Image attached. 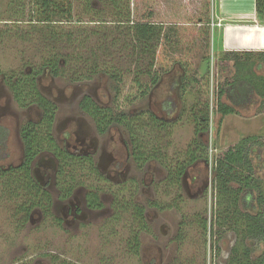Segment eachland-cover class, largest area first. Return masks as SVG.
I'll list each match as a JSON object with an SVG mask.
<instances>
[{
  "label": "trees",
  "instance_id": "16d2710c",
  "mask_svg": "<svg viewBox=\"0 0 264 264\" xmlns=\"http://www.w3.org/2000/svg\"><path fill=\"white\" fill-rule=\"evenodd\" d=\"M30 1L29 12L32 20L26 27V33L41 32L44 45L47 46V40L51 42L47 48L50 56L43 60L39 72L47 71L58 76L70 71L77 79L90 78L100 70L108 74L114 82L116 101L107 111L106 118L108 123L116 120L126 128L133 145V156L139 165L152 159L164 164L169 159L168 155L161 154L163 148L160 146V137L148 139L150 134L147 132L153 130L155 134L167 131L170 133L172 120L166 121V118L147 109L130 111L132 106L147 99L167 76L172 81L168 92L170 95L159 104L161 113L167 117L177 113L180 109L179 101L184 102L191 91H196L199 85L205 82L203 100L191 109L196 133L199 135L206 133L210 128L212 61L217 69L230 61L235 69L222 84L217 82L216 112L221 114L219 127L230 114H239V109L252 107L257 97L262 100L261 104L264 106V51L222 50L218 60L213 58L210 12L212 0H204L203 5L196 11H186L183 14L180 9H184V6H179L175 1L136 0V15H132L130 0H101L108 5L114 22L108 24L101 17V26L97 28H78L79 37L75 36L73 31L70 32L67 26L68 22L74 21L72 1L68 4L67 0ZM255 5L258 20L264 25V0H256ZM60 22L64 23V26H59ZM66 31L68 33H65ZM95 36H100L103 43L85 53L76 52L75 49H71V52L69 46L67 47V43L72 45V42L79 39L84 44L83 41ZM61 45L66 47L60 48ZM80 46L82 45L78 47ZM111 48H119L118 53L130 67L126 72L122 66H109L110 62L106 61L105 56L111 53ZM197 61L206 67L204 72L199 71ZM63 64L65 66H62ZM72 64H76L75 68ZM23 89L24 92L29 91L28 98H33L36 90L35 80L26 78L23 84L14 87L22 103L27 100L21 97L26 95ZM173 92H176L177 96L172 95ZM36 95L41 103H46L40 94ZM224 97H227L228 101L225 102ZM91 104L93 105L92 102ZM91 107L95 113H99L98 107ZM85 109H89L88 105ZM49 112L47 109V114ZM52 117L53 115L47 123L43 122L39 133H24L26 162L21 171L8 172L6 192L10 199L22 197L26 200L22 205L26 220L36 200L33 197L36 188L33 185L30 163L38 153L53 145ZM38 137L40 139H37ZM199 142L200 150L191 154L189 149L190 158L187 161L178 160L175 169L171 170L172 184L180 186L181 177L188 167L201 157L199 152L206 149L207 144L202 140ZM263 155L264 135L259 134L244 137L218 153L215 183L222 210L217 213L216 223L220 228L230 225L231 229L242 235L244 242L248 240L253 243L241 249L242 259L238 254L240 248H234L230 264H264V251L257 258L252 257L253 253L264 245V189L257 177L258 168H264ZM62 159H69V155H64ZM73 163L75 162L71 165ZM77 164L80 166L83 163ZM235 184L238 186L235 187ZM44 199L46 198L40 196L39 201ZM26 220L24 219V222ZM130 245L138 251L137 234Z\"/></svg>",
  "mask_w": 264,
  "mask_h": 264
},
{
  "label": "rangeland",
  "instance_id": "374dc122",
  "mask_svg": "<svg viewBox=\"0 0 264 264\" xmlns=\"http://www.w3.org/2000/svg\"><path fill=\"white\" fill-rule=\"evenodd\" d=\"M70 1L73 3L75 15L74 21L68 22L67 26L68 30H71L70 32L73 31L76 34L75 36H80L77 31L78 28L91 30L101 26V21H99L101 17L108 24L114 22V17H112L107 7L108 5L104 1L67 0V4ZM123 1L126 2L128 0ZM167 1H175L178 2L179 6H184V9H180L181 14L186 11H196L205 2L204 0ZM130 5L132 15H136L135 11L138 9L136 0H130ZM165 5L166 2L164 3ZM30 8V0H0V78L5 73L9 74L14 71L18 72L20 69L30 70L33 67H41L43 60L50 56L47 48L51 45V42L47 40V46H45L44 41H42L41 32L26 33V27L29 26L32 20L29 12ZM97 12L100 13L97 14ZM210 12L212 22H219L218 26H211L213 31V52L211 53L213 58L218 60L222 55L221 53H217L218 45L221 43L218 32L229 24L226 22L225 25V22L219 20L217 17L219 15L220 17L222 16L224 21H235L239 16L248 17L251 15L253 17L255 0H212ZM62 24L64 23L60 22L59 26H64ZM72 28L74 29L72 30ZM65 33H68V31ZM100 38V36H95L88 41H83L84 44L78 39L72 42V45L67 43V47L69 46L70 51L71 49L72 51L75 49L76 52L85 53L103 43ZM80 44L82 46L78 47ZM63 46L65 45H61L60 48H63ZM243 50L247 49H226V51ZM109 52L111 53L107 54L105 59L107 58L106 61L110 62V67L113 65L122 66L125 72L130 68L123 59V56L118 53L119 48H111ZM223 65L224 67L220 69H217L213 61L210 65L211 119L210 128L206 133L200 135L196 133V125L191 116L192 107L199 105L200 101L203 100L202 92L206 86L205 82L201 83L196 91H191L184 102L179 101L180 109L171 119L170 133L167 131L156 132L155 134V131L147 130V134H150L148 139L150 137L155 139L160 137V146L163 148L161 154L168 155L169 162L168 164H163L157 160H152L145 164V166L143 165L140 172H138L137 167L133 166L136 172L134 178L137 179L139 177L141 179L147 170L146 165L153 168L158 167L160 169V172H158L160 183L152 186L147 185L146 194L140 195L142 191L141 186L137 189L135 188L136 181H128L126 183L127 191L121 194V197L124 195L125 200L127 202L129 200L131 205L135 204L136 201L147 203L149 200H151L150 202H157L159 204V210L151 209L148 211L147 221L150 228L147 233H141V244L144 247V251L139 253V255H134L127 247V240L131 234V229L134 228L132 226L134 218L132 207L129 208L128 212H124L120 221L113 228L117 236L110 238L113 240L108 242L109 244L104 245V262L100 261L98 250L102 243L105 242V240L103 242L101 240L104 239L102 235H108V233L110 234L113 231L110 227L100 228L101 230L98 225L82 228L75 235L77 238L72 239L69 244H66L64 241L66 237L63 231L51 226V221L48 218L38 229H35L30 221L26 226L19 228L21 216L18 217L16 211L19 203L24 201V199L21 197L10 199L8 194L3 193L4 187L2 181V186L0 185V264H12V262L18 261L14 260V257L21 255L24 263L20 264H32V256H36L37 252L47 249H52L62 254L64 259L69 258L79 262V264H147V259L144 260V255L150 254L149 250L152 251L153 255H159L158 252L162 250V254L164 255L160 262H152L151 264H230L234 256L233 249L236 247L240 248L238 254L240 259H242L241 249L245 245L253 243L248 242V240L244 242L241 237L242 235L231 229L230 225H225L222 229L218 225V229L216 230L217 213L222 208L219 202L214 172L210 171V168H212V163L214 164L215 154H217L215 152L216 148L217 151H220L249 135H264V119L254 117L259 113L258 109L261 108L260 102H262L257 97L252 107L240 109L244 113L239 111V114H230L225 118L222 126L219 127L221 114L216 112L217 82L222 84L235 70L230 61L223 63ZM71 66L75 68L76 64H72ZM197 66L198 69L200 68L199 71L201 73L204 72L206 67L201 62L198 63L197 61ZM90 79H92L90 82L88 79H77L69 71L65 75L58 77L55 84L59 95L64 96V98L67 96L69 98L73 97L74 91L82 92L88 90L92 94H97L100 99L110 101L113 97V81L109 78V75L100 70L98 73L92 75ZM165 79V82H168L170 77L167 76ZM40 81L44 90L49 91V78L43 77ZM167 82V85L164 84L155 90L156 93H154L151 100L153 110L159 114L161 113L159 101L170 95L168 92L171 89V84ZM0 85H2L1 80ZM171 94L177 96L176 92ZM6 100L4 96V100L2 101L5 102ZM223 100L225 102L228 101L227 97H224ZM149 102L150 100H144L140 105L135 106L134 109L140 108L141 110ZM65 107H62L60 112L61 127L66 124V117L69 111ZM23 113L33 115V112L27 113L26 110ZM252 116L254 118H248ZM175 117L178 119L176 120ZM200 140L205 142L207 147L199 152L201 156L199 160L188 168L186 181L182 179L181 187L169 183V169H175L178 160L187 161L190 158L189 149H191V154L196 150H200ZM12 152V157L5 162V165L20 160V149L14 146ZM200 169H203L206 175L208 173L206 176L208 178H206L208 180L207 186L203 191H197V188L188 179L190 173L197 172ZM257 177L264 189V168H258ZM237 186L235 184V187ZM132 192H134L131 195L133 199L130 198ZM151 206L153 207V205ZM35 217L38 218L39 215L36 214ZM205 223L207 224V229H205ZM210 229H213L212 232ZM21 251L22 253H20ZM263 251L264 245L262 249L254 252L252 257L257 258Z\"/></svg>",
  "mask_w": 264,
  "mask_h": 264
},
{
  "label": "flooded vegetation",
  "instance_id": "af4514ba",
  "mask_svg": "<svg viewBox=\"0 0 264 264\" xmlns=\"http://www.w3.org/2000/svg\"><path fill=\"white\" fill-rule=\"evenodd\" d=\"M39 67H33L30 70L20 69L18 72L14 71L9 74L5 73L0 78L2 81V85H0V185L2 186L3 181V193L7 194L5 181L9 177L8 172L12 170L21 171L23 164L26 162L24 133H39L43 122L47 123L51 119V115H53L51 133L54 142L51 147L47 146V149L38 153L30 163L33 185L36 188L33 197L36 200L27 220L23 215L22 208L26 200L19 203L16 211L18 217L21 216L19 228L26 226L30 221L32 226L38 229L48 218L51 221V226L63 231L66 237L64 241L69 244L72 239L77 238L75 235L82 228L92 225H98L99 229L110 227L113 230L110 233L111 235L109 233L108 235L101 234L102 238H104L101 240L102 242L105 240V242H101L102 245L98 250L99 259L104 262V245L109 244L108 242L113 240L110 238L117 236L113 228L120 221L124 212H128L129 208L132 207V215L134 216L132 226L134 228L131 229L127 247L131 253L139 255V253L144 251V247L141 244V233H147L150 228L147 221L148 211L158 209L159 204L150 202L151 200L147 203L141 200L143 204L136 201L139 203L135 202V204L131 205L129 200L128 202L125 200L124 195L121 197V194L127 191L126 183L128 181H136L135 188L137 189L141 186L140 195L146 194L147 185L152 186L160 183V178L158 177L160 169L149 165H146L147 170L141 179L140 177L139 179L134 178L136 173L134 167H137L138 172H140L143 165L145 166V164L155 159L139 165L133 156V145L126 128L118 124L116 120L108 123L109 120L106 118L107 111L115 105L116 101L114 91L110 101H104L97 94H92L88 90L82 92L74 91L73 97L69 98L67 96L64 98V96L59 95L55 84L56 79L62 75L55 76L47 71L40 73ZM43 77L49 78V91L44 90L41 85L40 80ZM26 78L35 80L36 90L34 97L28 98L27 94L29 91L24 92L23 89L22 91L26 95H21V97L27 100L22 103L18 99L14 87L17 84H23ZM90 78L83 79H88L90 82V80L92 81ZM165 80L164 78L161 81L158 89L166 84L167 81L165 82ZM167 83L171 84L172 81L169 79ZM36 93L40 94L46 100V103H41ZM154 93L156 92L154 91L145 99L150 100V102L143 109L154 111L151 103ZM4 96L7 99L5 102L2 101ZM143 101L132 106L130 111H139L140 108L135 110L134 107L140 105ZM161 101L159 102L161 103ZM85 105H88L89 109H85ZM65 106L69 111L66 117V124L61 127L60 112L61 108ZM91 106L98 107L97 112L99 113H95ZM47 109L50 110L48 114ZM25 110L27 113L33 112V115L24 114ZM34 112H36L35 116ZM156 114L166 118V121H168L176 113L171 117H167L162 113ZM37 139L40 138L38 137ZM14 146L20 149V160L5 165V162L13 155ZM220 151H217L216 148L215 152L217 154H215L214 164L212 163V168H210V171L214 172V177L217 175L216 162ZM64 155H69V159H62ZM72 162L75 163L71 165ZM80 162L83 164L79 166L77 163ZM168 162L169 159L164 164H168ZM171 170L174 169H169L168 182L172 184ZM187 170L181 177L180 186L178 187H181L182 179L185 180L187 178ZM207 175L203 169H200L197 172L190 173L188 179L197 188V191H203L207 186ZM132 194L134 192L130 194V198L133 199ZM40 196L46 199L39 201ZM36 214L39 215L38 218L35 217ZM24 219L26 220L25 222ZM215 226L217 230L218 224L215 223ZM213 229H210L211 232ZM136 234L139 239L138 251H135L132 248L133 245H130ZM148 252L150 254L144 255V260L147 259V264L160 262L162 257H164L162 250L158 252L159 255H153L151 250ZM21 257L22 255L14 257L15 259H13L18 261L12 262V264L24 263ZM63 257L62 254L52 249H47L37 252L36 256H32L31 259H33L32 264H79L77 261L69 258L64 259Z\"/></svg>",
  "mask_w": 264,
  "mask_h": 264
},
{
  "label": "crops",
  "instance_id": "0c3cea01",
  "mask_svg": "<svg viewBox=\"0 0 264 264\" xmlns=\"http://www.w3.org/2000/svg\"><path fill=\"white\" fill-rule=\"evenodd\" d=\"M217 18L225 22V25L226 22L227 24H229L219 32L217 30V32L219 33V40L221 41V43L218 45V54L221 53L222 50L226 49H247L251 51H264V25H262L258 20L256 14V5L253 17L251 15L248 17L239 16L235 21H224L223 17H220V15ZM260 107L261 108L258 109L259 113L257 112L258 114L254 117H260L264 119V106H262L261 104ZM239 111L244 113V111L240 109ZM254 117L252 116L248 118Z\"/></svg>",
  "mask_w": 264,
  "mask_h": 264
},
{
  "label": "built area",
  "instance_id": "2783aa9c",
  "mask_svg": "<svg viewBox=\"0 0 264 264\" xmlns=\"http://www.w3.org/2000/svg\"><path fill=\"white\" fill-rule=\"evenodd\" d=\"M218 23H219V22H218ZM218 23H214V22H212L211 26H212V27L218 26Z\"/></svg>",
  "mask_w": 264,
  "mask_h": 264
}]
</instances>
